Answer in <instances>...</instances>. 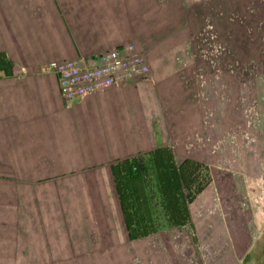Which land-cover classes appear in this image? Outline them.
<instances>
[{
	"label": "crops",
	"instance_id": "crops-1",
	"mask_svg": "<svg viewBox=\"0 0 264 264\" xmlns=\"http://www.w3.org/2000/svg\"><path fill=\"white\" fill-rule=\"evenodd\" d=\"M237 9L212 0H0V264H243L250 252L251 264H264V212L250 210V199L264 203V182L245 168L233 173L242 179L223 173L198 192L189 230L136 239L121 224L114 184L123 167L162 149L198 155L197 69L217 68L209 49L215 35L230 45ZM255 21L261 38L262 4ZM129 45L145 53L149 77L73 104L43 70L51 61L91 65ZM231 194L250 208L222 213L219 195L234 203Z\"/></svg>",
	"mask_w": 264,
	"mask_h": 264
},
{
	"label": "rangeland",
	"instance_id": "rangeland-1",
	"mask_svg": "<svg viewBox=\"0 0 264 264\" xmlns=\"http://www.w3.org/2000/svg\"><path fill=\"white\" fill-rule=\"evenodd\" d=\"M212 1L215 5L227 2L232 9L241 7L243 12L240 16L230 14V45H223L214 36L213 48L209 50L215 56L213 63L217 68L210 72L199 64L197 69L198 135L202 146L197 150L198 155L177 158L171 157L168 149H162L114 174L121 224L128 230L130 239L166 230L173 234L189 230L191 203H195L198 192L208 183L216 182L223 173L238 180L234 170L245 168L248 174L264 182V36L257 35L259 28L256 29L255 21V10L264 5V0ZM242 24L244 27H239ZM200 51L199 56L206 60L210 52ZM245 51L249 60L243 58ZM228 53L231 59L224 62L223 57ZM233 198L230 209L236 213L239 205ZM196 202L193 209L197 210L202 202ZM248 225L252 226L249 230L252 235L256 227L251 221ZM253 260L254 253L250 252L243 264H251Z\"/></svg>",
	"mask_w": 264,
	"mask_h": 264
},
{
	"label": "built area",
	"instance_id": "built-area-1",
	"mask_svg": "<svg viewBox=\"0 0 264 264\" xmlns=\"http://www.w3.org/2000/svg\"><path fill=\"white\" fill-rule=\"evenodd\" d=\"M43 70L57 76L62 100L73 104L88 95L147 79L150 65L145 53L129 45L127 50L112 48L98 53L91 65L76 60L51 61Z\"/></svg>",
	"mask_w": 264,
	"mask_h": 264
},
{
	"label": "flooded vegetation",
	"instance_id": "flooded-vegetation-1",
	"mask_svg": "<svg viewBox=\"0 0 264 264\" xmlns=\"http://www.w3.org/2000/svg\"><path fill=\"white\" fill-rule=\"evenodd\" d=\"M237 175H238V177L239 178H242V173H237ZM219 178H216V180H218ZM227 183H226V186L227 185H229L230 183H231V180H227L226 181ZM225 186V187H226ZM221 198H222V200H221ZM219 200H220V202H222V203H220V208H221V212L222 213H224L225 215L226 214H228V215H231L232 213L234 214L235 213V211H232V209H230V204H229V200L227 199V201L228 202H225V198H224V196H220L219 195ZM250 203H251V212H252V214H253V216H255V215H257V214H260L261 212H264V203H256L255 202V200L252 198V199H250ZM243 202V201H242ZM249 202V201H248ZM238 203V202H237ZM239 205V208H240V212H243L245 209H246V207L247 206H249L248 208H250V205L247 203V205L245 204V202L242 204H238ZM234 206V205H233ZM236 206H234L233 208H234V210L236 209L235 208ZM239 209H237V211H238ZM243 218V217H242ZM253 224H254V222H253Z\"/></svg>",
	"mask_w": 264,
	"mask_h": 264
}]
</instances>
